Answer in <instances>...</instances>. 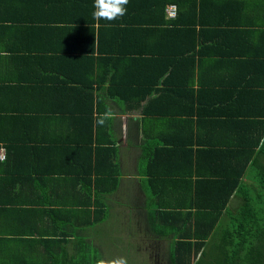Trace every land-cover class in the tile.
<instances>
[{"label": "crops", "instance_id": "obj_1", "mask_svg": "<svg viewBox=\"0 0 264 264\" xmlns=\"http://www.w3.org/2000/svg\"><path fill=\"white\" fill-rule=\"evenodd\" d=\"M197 1L202 22L196 29L205 45L197 43L196 48L202 47L199 60L205 64L191 66L194 73L178 68L159 75L179 58L175 57L178 51L192 47V34L190 38L172 32L167 39L138 45L154 53L140 54L138 61L126 64L109 53L112 62L106 63V53L92 52L88 39L94 0H3L11 9L0 6V264H72L73 259L100 258L104 253L100 237L83 233L111 219L118 222L119 235L125 239L131 234L130 222L136 223V231L155 253L167 242L148 230L150 187L161 190L165 185L159 179L164 177L170 189L166 187L162 194H175L176 201L184 203L196 173L186 177L173 173L185 160L180 156L170 162L166 154L163 159L154 146L172 139L192 144L189 130L205 118L208 126L203 128L200 146L209 153L226 126L235 136L238 128L233 130V121L245 119L249 106L245 85H240L246 83H240L245 75L241 62L251 52L264 53V36L258 31L264 29V0ZM149 3L129 0L126 14L114 21L121 26L147 24L152 17ZM187 12L188 7L186 16ZM168 18L172 17L165 12ZM226 28H246L248 38L232 39L229 48H215L210 33ZM102 40L113 48L110 36L102 34ZM134 45L131 40L128 47ZM213 49L225 52L213 58ZM114 64L120 74H127L126 66H132V77L143 79L139 87L128 86L125 95L128 107L136 90L145 96L135 107L123 110L108 96L110 79L103 72ZM199 76L209 93L214 87L223 91L224 98L221 108L208 103L203 119L198 112L190 119L191 103L178 99L184 97L179 87L193 83L196 88ZM252 79L260 85L264 82L257 73ZM82 85L89 90L81 92ZM86 96L93 98L92 109L88 101L83 104ZM106 113L111 115L103 124L97 123ZM148 146L150 156L143 160V148ZM153 152L162 159L155 162ZM203 157L196 166L199 173H210L214 169L210 164L222 163L224 158ZM143 167L150 169L148 175ZM152 167L157 178L149 187Z\"/></svg>", "mask_w": 264, "mask_h": 264}, {"label": "trees", "instance_id": "obj_2", "mask_svg": "<svg viewBox=\"0 0 264 264\" xmlns=\"http://www.w3.org/2000/svg\"><path fill=\"white\" fill-rule=\"evenodd\" d=\"M171 1L176 6V15L171 19H165L166 8ZM0 6L2 10L11 9L10 4L3 0H0ZM149 6L152 9L150 21H145L147 24L135 26L134 24L121 26L117 21L97 22L92 14L87 27L89 32L91 31L88 39L90 45L93 46L91 47L92 52L96 51V54L100 56L103 55H101L102 52L106 53L104 54L106 63L112 62V59L110 60L106 55L113 53L116 56L113 58L124 61L123 63L126 64L125 61L132 62L131 60L134 59L138 61L140 54L154 53L153 49H141L138 45L153 43L155 39H167L172 32H182L183 35L188 34L190 38L192 34V47H185L178 51L175 57L179 58L174 64L164 66L159 75H162L166 69L167 71L173 69L175 73L178 68H187L194 73V69H190L191 66L194 67L198 63L203 66L205 62L199 60L202 47L196 48L197 43L205 45L203 36L201 37V33L196 29L202 22L200 19L202 12L197 13L198 1L150 0ZM187 7L189 8L188 16L185 15ZM205 24L208 25V21H205ZM258 31H261L260 34L264 36V29ZM247 32L246 28H226L218 32L214 30L209 38L213 40L215 48H229L234 43L232 39L246 40ZM102 34L110 36L112 49H109L108 45H103ZM131 40H134L136 45L128 47ZM213 50L215 55L213 58L225 52L219 49ZM241 66L245 75L242 77L243 80L239 81L240 83L246 82L240 85H245V92L248 95L245 101L248 100L249 106H247L245 119L233 121V130L238 128L234 131L237 133L235 136L230 135V129L228 130V126L224 125L226 129L219 134L215 142L217 145H214L209 153L206 147L200 146L202 143L200 140L205 137L203 128L208 126V120L205 118L200 125L197 124L196 128L192 127L189 130L193 137L192 144L187 143L186 139H172L167 140V143L159 141L154 146V149L162 154L163 159L166 154L169 155L170 162L180 156L185 160L182 168L173 173L183 174L182 177L194 176L196 173L194 180L190 181L187 192L184 193L183 201L188 200L184 203H178L175 194H162L164 193L162 190L166 192V187L170 189V183L164 177L159 179L165 185L161 190L154 191L150 187L152 178H157L153 174L154 166L151 168V174L147 176L151 191L146 203V208H151L146 212L148 230L167 239L164 256L166 263L264 264V82L260 85L261 82L255 83L252 79L256 73L260 81L264 79V53L251 52L249 57L242 60ZM127 67L128 65L125 72L130 73L132 77L133 67ZM175 67L176 70H174ZM118 68L117 64L108 65L103 73L110 79L108 80L109 86L107 85L108 96L110 94L115 103L126 110L140 104L141 99H144L145 96L139 95L140 92L136 90L134 99H131L133 103L128 107V98L125 97L130 91L128 86L139 87L143 79L141 81L133 77L130 79L126 73L120 74ZM198 82L200 84H197L196 88L193 83L179 87L183 88L181 95L184 97L178 99L191 103L192 110L187 113L190 119L197 112L199 119H203V108L208 103H215L221 108L219 102L222 96L224 98L223 91L214 89V87H210L211 92L209 93V86L205 85L201 76ZM92 85L93 82H90L88 87L91 88ZM79 90L86 92L89 89L82 85ZM83 99H86L83 104L88 101L92 109L93 98L86 96ZM143 149V160L144 158L148 160L149 152H151L149 146ZM161 154L153 152L156 157L155 162L162 159ZM200 156H208V160L224 158L222 163L210 164L211 169L214 168L210 170V173H206L207 171L199 173L196 166L198 167ZM142 170L148 175L150 169L143 167ZM191 179L192 177L185 181L188 182ZM96 259L91 257L73 259L75 263L72 264H95Z\"/></svg>", "mask_w": 264, "mask_h": 264}, {"label": "rangeland", "instance_id": "obj_3", "mask_svg": "<svg viewBox=\"0 0 264 264\" xmlns=\"http://www.w3.org/2000/svg\"><path fill=\"white\" fill-rule=\"evenodd\" d=\"M119 222L122 223L123 221L119 220ZM130 223H132V226H129L128 229L131 230V234L127 239L119 235L118 222L116 220L112 221V219L106 221L103 227L88 228L83 235L97 234L100 237L98 240H102L104 249L102 257L125 256L129 264H169L164 259L167 244L162 243L155 253L154 249L147 248L149 243L145 241L144 236L139 235L136 231V223ZM97 255L100 256L99 253Z\"/></svg>", "mask_w": 264, "mask_h": 264}, {"label": "clouds", "instance_id": "obj_4", "mask_svg": "<svg viewBox=\"0 0 264 264\" xmlns=\"http://www.w3.org/2000/svg\"><path fill=\"white\" fill-rule=\"evenodd\" d=\"M129 0H94L93 18L97 21H114L123 17L127 12ZM111 113H106L104 117L98 119L97 123L103 124L105 118ZM95 264H129L127 257H100L95 260Z\"/></svg>", "mask_w": 264, "mask_h": 264}, {"label": "built area", "instance_id": "obj_5", "mask_svg": "<svg viewBox=\"0 0 264 264\" xmlns=\"http://www.w3.org/2000/svg\"><path fill=\"white\" fill-rule=\"evenodd\" d=\"M166 13L169 17H175L176 15V6L174 4H168L166 8Z\"/></svg>", "mask_w": 264, "mask_h": 264}]
</instances>
